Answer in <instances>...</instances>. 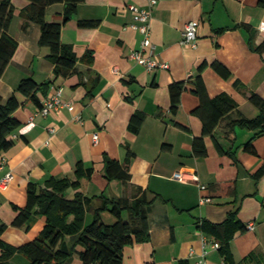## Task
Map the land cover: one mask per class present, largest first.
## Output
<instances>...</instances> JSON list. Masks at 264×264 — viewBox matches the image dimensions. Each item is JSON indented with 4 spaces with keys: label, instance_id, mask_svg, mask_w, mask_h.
<instances>
[{
    "label": "crops",
    "instance_id": "crops-1",
    "mask_svg": "<svg viewBox=\"0 0 264 264\" xmlns=\"http://www.w3.org/2000/svg\"><path fill=\"white\" fill-rule=\"evenodd\" d=\"M12 2L9 34L18 46L0 76V98L17 95L20 105L14 115L20 126L11 135L13 145L0 155V181L12 175L6 188H0V222L7 224L3 240L16 246L33 241L45 225L43 215H37L28 229L12 225L18 214L15 207L27 205L29 184L45 187L51 177L75 178L76 166L82 162L87 175L66 196L81 193L92 199L87 222L102 205V196L132 199L146 192L153 199L150 239L126 246L123 264H196L204 250L203 237L220 242L202 231V223L223 222L231 211H237V220L246 226L230 241L232 264H264V174L257 177L264 165V137L254 139V154L243 147L254 131L231 126L240 116L258 114L249 100L252 93L264 98V51L256 50L264 43V6L259 0H157L153 6L149 0H84L65 23V2H52L46 19L63 23L62 42L71 45L78 57L67 76L54 73L50 48L40 44L39 24L21 16L28 1ZM132 5L151 10V45L168 69L148 71L131 57L142 49L143 39L131 27L139 23ZM80 21L94 24L80 25ZM191 21L199 22L196 47L181 44ZM245 25L255 30L253 35ZM144 50L148 53L150 48ZM88 52L93 54L91 63L82 60ZM214 62L227 67L231 76L222 77ZM198 75L210 97L227 94L237 103L214 133L204 137L207 154L202 156L193 146L204 128L195 113L201 104L194 93ZM27 77L50 82L45 93H37L41 103L61 88L62 98L72 108L64 105L41 113V106L17 91ZM178 81H186V87L174 114L170 85ZM136 112L145 114L138 133L129 128ZM216 141L233 154L219 152ZM128 150L134 154L128 167L130 180L107 179L105 157L123 163ZM176 171L195 172L207 189L174 179ZM203 196L212 200L202 202ZM102 219L108 224L116 220L109 210L102 212ZM73 242L67 236L63 246L71 249ZM206 250L207 264H230L220 248L207 245ZM9 263L30 264V260L17 253ZM65 264L82 261L74 253Z\"/></svg>",
    "mask_w": 264,
    "mask_h": 264
},
{
    "label": "trees",
    "instance_id": "trees-1",
    "mask_svg": "<svg viewBox=\"0 0 264 264\" xmlns=\"http://www.w3.org/2000/svg\"><path fill=\"white\" fill-rule=\"evenodd\" d=\"M27 1L28 4L21 10V16L25 20L39 24L40 44L50 48L48 57L54 63V73L56 76H67L75 68L78 57L71 45L62 42L63 23L48 21L46 10L52 2L64 1L65 23L70 20L77 5L84 0ZM259 5L264 6V0H259ZM13 15L12 0H0V76L4 73L18 46V42L9 34ZM79 24L93 25L94 23L80 21ZM245 26L253 35L255 30L249 25ZM23 27H26V24ZM256 50L263 52L264 43ZM82 60L91 63L93 54L88 52ZM204 66L205 63L200 66V72ZM212 66L222 77L231 76V71L222 63L214 62ZM195 83L194 93L201 100L195 113L201 117L204 128L203 135L195 138L193 146L195 154L202 156L207 154L204 137L214 133L224 116L237 108V103L227 94L210 97L201 75L196 77ZM49 85V81L39 83L33 77H27L21 80L17 91L41 106L37 93H45ZM185 87L186 81H178L170 85L171 111L174 114L178 110ZM249 100L258 109V114L253 118L240 116L231 122V126L232 129L241 127L254 131L253 138L243 147L245 151L256 154L254 139L264 137V98L257 93H252ZM19 105L16 94L11 95L7 100L0 98V155L13 145L14 140L11 135L20 126V121L14 115ZM144 119V113L136 112L130 120V130L138 133ZM216 147L221 153L233 154L231 150H225L217 141ZM133 156V152L128 150L123 163L105 157L106 178L124 182L130 180L128 167ZM262 174H264V165L257 173V177ZM86 175L87 170L84 164L79 162L76 166L75 178L51 177L46 181L45 187H38L34 183L29 184L27 205L24 208L15 207L18 214L12 225L28 229L37 215H43L46 218L45 225L33 241L16 246L3 240L2 235L7 224L0 222V264H10V258L17 253L25 255L30 260V264H65L74 253L79 255L82 264H123L126 246L150 239L149 210L153 199H149L146 192L132 199L100 197L103 200L102 205L93 210L91 221L87 222V212L92 209V199L81 193H76L73 198L66 196L69 189L80 187L81 180ZM105 210H109L114 215L116 218L114 223L108 224L103 221L102 212ZM236 217L237 211H231L223 222L215 223L205 220L201 225L202 231L220 240V251L225 262L230 264H232L230 241L238 231L246 230V226ZM67 236L74 239L71 249L63 246Z\"/></svg>",
    "mask_w": 264,
    "mask_h": 264
},
{
    "label": "built area",
    "instance_id": "built-area-1",
    "mask_svg": "<svg viewBox=\"0 0 264 264\" xmlns=\"http://www.w3.org/2000/svg\"><path fill=\"white\" fill-rule=\"evenodd\" d=\"M157 3V0H149V5L153 6ZM132 10L136 13L137 15V20L139 23L132 24L131 27L134 29L139 30L142 35V49L140 50H135L132 52L131 57L135 59L138 63L144 65L148 71H153L156 68H161V69H168L169 64L160 61L154 53V47L151 45V40H150V21H151V10L148 8H139L136 6H131ZM198 27H199V22L198 21H191L186 25L185 31L183 38L181 40V44L183 45H192L193 47H196V40L198 37ZM150 48L149 52H144L145 48ZM114 72H118L116 68H114ZM68 105L70 108L72 106L69 103H66L64 99L62 98V89L58 88L56 89L55 93L51 95V97L44 99V101L41 104L40 107V112L43 113L44 115L49 114L52 110H56L61 106ZM94 138L97 141L98 140V133L94 134ZM11 173L7 174L4 176L1 181H0V188H6L8 185L11 177ZM173 178L180 180L182 182H194L197 183L201 190H206L207 186L205 184H202L200 182V178L198 174L195 172H183V171H176L173 174ZM212 198L209 196H203L201 198L202 202H208L211 201ZM251 228H253V225H250ZM207 245H211L214 249H219L221 244L218 241H210L207 237H203V246L204 250L203 253L201 254V258L197 261L196 264H207L206 261V254L207 250L206 247Z\"/></svg>",
    "mask_w": 264,
    "mask_h": 264
},
{
    "label": "rangeland",
    "instance_id": "rangeland-1",
    "mask_svg": "<svg viewBox=\"0 0 264 264\" xmlns=\"http://www.w3.org/2000/svg\"><path fill=\"white\" fill-rule=\"evenodd\" d=\"M88 222H90V220Z\"/></svg>",
    "mask_w": 264,
    "mask_h": 264
}]
</instances>
